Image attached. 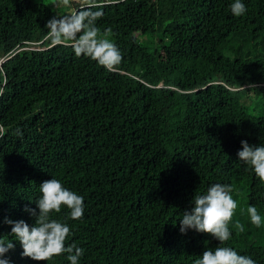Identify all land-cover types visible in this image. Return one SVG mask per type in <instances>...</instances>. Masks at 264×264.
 <instances>
[{"label": "trees", "instance_id": "16d2710c", "mask_svg": "<svg viewBox=\"0 0 264 264\" xmlns=\"http://www.w3.org/2000/svg\"><path fill=\"white\" fill-rule=\"evenodd\" d=\"M48 1L0 0V236L14 239L5 218L34 224L25 206L56 178L84 197L81 219L53 213L84 249L79 264H193L218 246L264 264V223L246 211L264 218V183L237 157L242 140L264 144V0H242L239 17L234 0H71L65 14L102 13L122 55L112 69L52 42ZM216 183L237 201L224 245L179 231ZM13 242L10 264H70Z\"/></svg>", "mask_w": 264, "mask_h": 264}, {"label": "clouds", "instance_id": "9594fccd", "mask_svg": "<svg viewBox=\"0 0 264 264\" xmlns=\"http://www.w3.org/2000/svg\"><path fill=\"white\" fill-rule=\"evenodd\" d=\"M58 4L71 6L70 0H58ZM233 15L239 17L246 12L242 0H234L230 4ZM102 16L100 11H92L91 6H82L65 15H54L45 28L53 43L70 42L77 56H85L106 69H112L122 60L121 52L116 43L110 38L111 29L103 32L97 27V21ZM254 87V86H253ZM17 134L22 135L19 129ZM237 157L248 165L255 176L264 183V144L254 145L246 140L241 141V150ZM41 195L36 199V208L25 206L24 211L35 218L34 224L29 225L25 220L13 221L5 218L4 223L11 225L7 235L14 239L0 236V264H10L5 254L15 248L13 241H18L23 251L22 256L34 261H49L55 256L66 255L70 264H79L84 255V249L75 242L67 243L72 235L67 219L79 220L84 215V197L64 187L59 179L45 180L39 185ZM234 189L230 184L216 183L207 188L204 193H196L192 197V207L183 211L180 223V233L188 230L207 233L224 245L231 237L229 223L232 221L237 201L233 199ZM31 202V201H30ZM62 207L68 209L67 219H58L53 213L59 214ZM38 209V212H37ZM250 221L257 228L264 223V218L255 206L247 207ZM239 231L244 226L236 222ZM193 264H256L248 255L239 254L229 246H218L214 250L207 249L196 258Z\"/></svg>", "mask_w": 264, "mask_h": 264}, {"label": "rangeland", "instance_id": "374dc122", "mask_svg": "<svg viewBox=\"0 0 264 264\" xmlns=\"http://www.w3.org/2000/svg\"><path fill=\"white\" fill-rule=\"evenodd\" d=\"M43 1H45V0H43ZM51 1H52V0H49L48 2L51 3ZM76 1H79V0H76ZM56 3H58V2H56ZM70 4H71L70 7H69V6H64V5H62V7H59V5H55L54 0H53L52 3H51V5L55 8V10H56V12L58 13L59 16H60V15H64L67 11L71 10L72 7H74V3H73V1L70 0ZM35 45H36V44H29V45H27L26 47H32V46H35ZM3 59H4V57H0V63H1V61H2Z\"/></svg>", "mask_w": 264, "mask_h": 264}]
</instances>
